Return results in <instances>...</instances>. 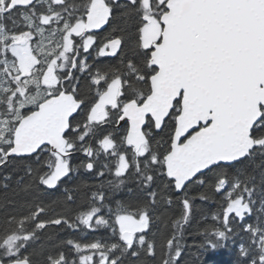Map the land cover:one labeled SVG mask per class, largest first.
Listing matches in <instances>:
<instances>
[{
  "label": "snow or ice",
  "instance_id": "6c2138e0",
  "mask_svg": "<svg viewBox=\"0 0 264 264\" xmlns=\"http://www.w3.org/2000/svg\"><path fill=\"white\" fill-rule=\"evenodd\" d=\"M80 169L97 183L64 187L74 216L39 197L0 215V264H181L209 192L198 247L264 264V0H0V188Z\"/></svg>",
  "mask_w": 264,
  "mask_h": 264
},
{
  "label": "trees",
  "instance_id": "16d2710c",
  "mask_svg": "<svg viewBox=\"0 0 264 264\" xmlns=\"http://www.w3.org/2000/svg\"><path fill=\"white\" fill-rule=\"evenodd\" d=\"M109 30H111L109 28ZM118 63L117 58L110 59L108 64ZM83 155H75L73 157V165H78L83 160ZM259 179V177H257ZM97 183L93 174H89L84 169H80L71 175V178L66 180L60 189L56 192H42L39 190H33L32 192H24L18 189L15 184H11L8 189L0 188V215H5L10 212L19 211L20 205L27 198L39 197L46 204H50L58 213H65L74 216L75 209H78L80 205L87 203V198L84 191H80L76 197L75 203L71 205L64 204L61 192L64 187H73L77 185H90ZM194 195H198V192L194 190ZM128 196L127 190H121V192L114 194V199L122 200ZM209 199L195 201V208L193 213V219L191 226H189L186 233V248L181 259V264H238L239 257L236 252V246L231 241L223 249L211 250L201 249L198 246L202 243V238L198 234V228L205 222L207 218L211 223V216L213 213L219 211L220 197L213 193H208ZM258 207V206H257ZM108 230L105 228H98L96 230H88L85 232L73 233L72 231L60 232L58 235L53 234L51 236L45 235L42 243L36 245L37 251L41 248L50 247L52 244L58 243L60 240H66L69 238L85 237L88 240L98 239L101 237H107Z\"/></svg>",
  "mask_w": 264,
  "mask_h": 264
},
{
  "label": "flooded vegetation",
  "instance_id": "af4514ba",
  "mask_svg": "<svg viewBox=\"0 0 264 264\" xmlns=\"http://www.w3.org/2000/svg\"><path fill=\"white\" fill-rule=\"evenodd\" d=\"M109 26H105L103 28V30H97V35L100 37H103L104 35H106L110 30H109ZM94 55V52H93ZM100 59V63L103 65H108V63H110V59H112L111 57H103V58H99ZM83 90V89H82Z\"/></svg>",
  "mask_w": 264,
  "mask_h": 264
}]
</instances>
